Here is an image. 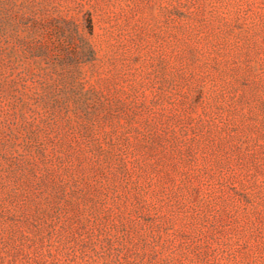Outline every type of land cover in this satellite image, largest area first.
I'll return each instance as SVG.
<instances>
[{"label":"rangeland","instance_id":"rangeland-1","mask_svg":"<svg viewBox=\"0 0 264 264\" xmlns=\"http://www.w3.org/2000/svg\"><path fill=\"white\" fill-rule=\"evenodd\" d=\"M0 264H264V0H0Z\"/></svg>","mask_w":264,"mask_h":264}]
</instances>
